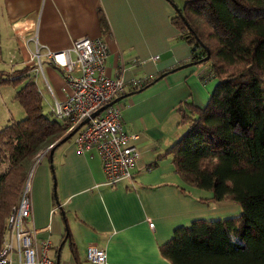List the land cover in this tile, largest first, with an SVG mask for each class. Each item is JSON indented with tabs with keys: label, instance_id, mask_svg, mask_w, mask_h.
Wrapping results in <instances>:
<instances>
[{
	"label": "crops",
	"instance_id": "obj_1",
	"mask_svg": "<svg viewBox=\"0 0 264 264\" xmlns=\"http://www.w3.org/2000/svg\"><path fill=\"white\" fill-rule=\"evenodd\" d=\"M184 2L0 0V24H7L0 28L2 34L7 30L4 41L0 39V61L20 63L14 71L34 68L44 104L63 102L72 92L65 72L46 55L69 50L81 38L103 39L108 48L106 75L120 77L126 85L120 95L124 98L117 101L124 106V128L139 135L136 145L141 154L133 176L118 183H107L98 151H80L73 136L55 145L52 160L49 149L39 155L33 216L27 225L36 229L39 240L51 242L49 256L59 264H86L90 245L105 248L110 264H173L161 247L177 228L242 211L234 201H212V192L185 184L169 152L185 131L179 107L185 110L190 103L205 107L216 84L213 79L204 82L211 65L204 73L203 66L183 68L191 64L195 49L173 23L174 4L181 9ZM31 55L41 56V67ZM133 80L158 81L142 89Z\"/></svg>",
	"mask_w": 264,
	"mask_h": 264
},
{
	"label": "trees",
	"instance_id": "obj_2",
	"mask_svg": "<svg viewBox=\"0 0 264 264\" xmlns=\"http://www.w3.org/2000/svg\"><path fill=\"white\" fill-rule=\"evenodd\" d=\"M173 23L195 48L191 64L210 53L205 78L216 84L205 107H179L188 131L169 152L185 184L242 211L177 228L161 252L173 264H264V0H185ZM33 70L0 71V84L21 85L15 99L27 114L0 130V249L30 169L68 129L45 113Z\"/></svg>",
	"mask_w": 264,
	"mask_h": 264
},
{
	"label": "built area",
	"instance_id": "obj_3",
	"mask_svg": "<svg viewBox=\"0 0 264 264\" xmlns=\"http://www.w3.org/2000/svg\"><path fill=\"white\" fill-rule=\"evenodd\" d=\"M46 56L55 68L65 72V81L72 89L65 101L55 100L51 106V111L57 118L66 123L68 121L65 135L89 118L90 120L73 135L78 149L85 152L95 148L98 151L103 161L107 183H118L131 178L141 153L136 145L138 133H129L124 128V106L116 102L92 117L95 111L122 95L126 88L122 78L111 79L106 75V42L103 39L81 38L75 41L71 49L49 52ZM35 59L41 67V56L31 55V61ZM158 59L159 56L153 58L155 61ZM207 67L203 65L200 69L202 73L206 72ZM76 71L78 74H75ZM208 75L209 73L206 76ZM207 81L209 79L204 82ZM144 83L139 80L132 81L137 87ZM38 162L39 159L30 169L18 202L8 218L0 249V264H57L56 260L49 256L51 242L48 239L39 240L36 229L27 225V220L33 216V176ZM85 262L110 264L107 250L97 245L87 247Z\"/></svg>",
	"mask_w": 264,
	"mask_h": 264
},
{
	"label": "rangeland",
	"instance_id": "obj_4",
	"mask_svg": "<svg viewBox=\"0 0 264 264\" xmlns=\"http://www.w3.org/2000/svg\"><path fill=\"white\" fill-rule=\"evenodd\" d=\"M174 6L178 7L176 4H174ZM1 18H2V16H1ZM3 25H5V26H3ZM6 25L7 24H5V23L2 24V25L0 24V28H6ZM6 33H7V30H5L3 34L0 33V39H2V41H4V39L6 38ZM4 34H5V36H3L1 38V35H4ZM1 47H2V44L0 42V48ZM4 60L5 61L9 60L8 59V55L4 56ZM6 64H7V62H4V61L1 62L0 61V71L2 69L3 70L6 69V71H8V72H14V69H16L18 67L20 68V66H21L20 63L19 64H15L14 66L6 65ZM42 66L45 68L44 64ZM40 72H42L41 69H40ZM42 73H44V72H42ZM41 75L43 76L44 74H41ZM41 83H43V77H40V84ZM20 87H21V85L15 86L14 84H11V83L0 84V130L2 128H4L5 126H7L8 124L12 123V121H14V120H17V121L18 120H22V119L26 118V116H27L25 109L15 99L16 92H17V90ZM44 105H45L44 106V111H45V113L48 114L50 109H51L50 103L47 102ZM180 121L181 122L183 121V117H182V120H181V117H180ZM185 125L186 126H184V130L185 131H184L183 135L188 131L189 122H186ZM182 136L178 140H180L182 138ZM43 163L44 164H48L47 160H44ZM35 173H36V170H35Z\"/></svg>",
	"mask_w": 264,
	"mask_h": 264
},
{
	"label": "water",
	"instance_id": "obj_5",
	"mask_svg": "<svg viewBox=\"0 0 264 264\" xmlns=\"http://www.w3.org/2000/svg\"><path fill=\"white\" fill-rule=\"evenodd\" d=\"M175 10L178 12V13H180V8H178V7H176L175 6ZM207 51H208V49H207ZM198 63H205L207 66H210L211 65V61H210V53L208 52V54H207V56L204 58V59H202V60H200ZM198 63H195V64H189V65H187V66H184L183 68H187V67H190V66H196ZM180 69H182V68H179V70ZM124 98V96H119V97H117L116 99H114L113 101H111L109 104H107V105H105V106H103V107H101L99 110H97V111H95L93 114H92V117H95V116H97L99 113H101L104 109H106L108 106H110V105H112V104H114V103H116L117 101H119V100H122ZM90 119L89 118H86L85 120H83L81 123H80V125L78 126V127H76L73 131H71L70 133H68V134H66V135H64L60 140H58L54 145H52L51 147H50V149H51V152H50V158H51V160H52V158H53V152H54V148H55V145L57 144V143H60V142H65V141H67V140H69V139H71V137L80 129V127H82L84 124H86L88 121H89ZM52 166V165H51ZM54 188H55V190H56V182H54ZM64 243H65V241L62 243V245H61V247H60V249L59 250H61L62 249V246L64 245ZM57 264H59V259H57Z\"/></svg>",
	"mask_w": 264,
	"mask_h": 264
},
{
	"label": "bare ground",
	"instance_id": "obj_6",
	"mask_svg": "<svg viewBox=\"0 0 264 264\" xmlns=\"http://www.w3.org/2000/svg\"><path fill=\"white\" fill-rule=\"evenodd\" d=\"M18 28V30L21 32L22 31V27L21 26H19V27H17Z\"/></svg>",
	"mask_w": 264,
	"mask_h": 264
}]
</instances>
